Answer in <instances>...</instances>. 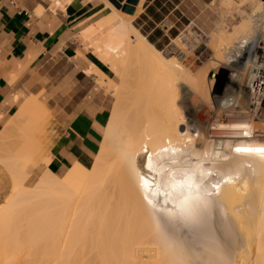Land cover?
I'll list each match as a JSON object with an SVG mask.
<instances>
[{
  "label": "bare ground",
  "instance_id": "bare-ground-1",
  "mask_svg": "<svg viewBox=\"0 0 264 264\" xmlns=\"http://www.w3.org/2000/svg\"><path fill=\"white\" fill-rule=\"evenodd\" d=\"M71 1L44 0L37 14ZM101 1L114 17L79 37L121 83L93 63L84 72L114 89L118 104L92 166L61 177L41 150L50 117L36 99L0 134L11 181L0 205V264H264V152L236 151L264 149V1L219 42L209 87L219 74L227 83L210 104L205 78L191 79L133 25L142 0L133 15L123 11L128 0ZM128 85L136 90L127 101ZM183 98L191 99L184 112ZM84 234L97 247L86 255L77 246L92 241Z\"/></svg>",
  "mask_w": 264,
  "mask_h": 264
},
{
  "label": "crops",
  "instance_id": "crops-1",
  "mask_svg": "<svg viewBox=\"0 0 264 264\" xmlns=\"http://www.w3.org/2000/svg\"><path fill=\"white\" fill-rule=\"evenodd\" d=\"M39 6L44 0H0V127L22 96L47 106L54 132L48 170L61 177L75 164L92 166L110 120L111 99L84 72L91 63L109 77L110 70L79 37L106 10L95 0H72L64 10L46 8L41 15ZM10 190L0 166V205Z\"/></svg>",
  "mask_w": 264,
  "mask_h": 264
},
{
  "label": "rangeland",
  "instance_id": "rangeland-1",
  "mask_svg": "<svg viewBox=\"0 0 264 264\" xmlns=\"http://www.w3.org/2000/svg\"><path fill=\"white\" fill-rule=\"evenodd\" d=\"M95 1L103 3L101 0ZM262 1L264 0H142V9L144 12L136 18L133 25L140 30L149 42L162 52L165 58L176 59L185 68V71L191 79L198 81L205 78L207 80L205 81L204 79L206 91L202 93V97L210 104L213 101L214 95L219 96L227 83L226 73L223 75L219 74L214 80L212 88L209 87L208 72L217 67V64H219L217 63V59L218 57H222L221 53L217 52L219 42L232 32L245 17L252 14ZM104 15L108 19L114 17L113 13L107 9ZM251 27L252 23L245 30L251 32ZM245 30L243 34H248V31L245 33ZM80 39L86 49L88 47L87 44H85L84 39L81 37ZM110 74L113 82L119 85L121 83L120 78L111 72ZM128 86L130 89H127V101L130 98L131 91L136 90L132 86ZM105 89L107 91L105 90L104 92L112 101L110 111V114H112L113 108L118 104L116 103L117 97L112 92L114 89L109 85ZM21 99L17 110L10 113L2 121L0 134L29 98L22 96ZM190 100V98H183L181 100L184 103V105L182 104L183 112L190 107ZM41 105L48 112L47 114L50 118L46 121L42 131H40L39 140L43 155L51 157L49 150L52 147V138L54 136L53 116L47 110V106L44 104ZM211 115L214 117L215 113L213 114L212 112ZM260 117V121H264V104L260 111ZM108 118H110V115ZM13 143H15L14 139L12 145ZM40 170L41 173L45 171L43 167ZM36 173L37 171L31 172L27 182L28 187H33L36 184ZM83 237L87 240H92L91 242L85 241L77 244L78 247H82L85 250L84 255L90 249L95 251L97 249L96 244H92L95 242L94 237L88 234H84ZM34 254L37 255L38 253L35 252ZM77 261L81 260L79 259Z\"/></svg>",
  "mask_w": 264,
  "mask_h": 264
},
{
  "label": "water",
  "instance_id": "water-1",
  "mask_svg": "<svg viewBox=\"0 0 264 264\" xmlns=\"http://www.w3.org/2000/svg\"><path fill=\"white\" fill-rule=\"evenodd\" d=\"M122 2L124 0H112V2ZM138 1L137 0H128V6L123 8V11L129 15H133L135 13V6L137 5Z\"/></svg>",
  "mask_w": 264,
  "mask_h": 264
},
{
  "label": "snow or ice",
  "instance_id": "snow-or-ice-1",
  "mask_svg": "<svg viewBox=\"0 0 264 264\" xmlns=\"http://www.w3.org/2000/svg\"><path fill=\"white\" fill-rule=\"evenodd\" d=\"M236 151L237 152H241V151H244V152H248V151L264 152V149H255V150H252V149H240V148H238V149H236ZM148 166L151 167L150 164ZM142 179H144V178L142 177ZM145 183H147V182L145 181ZM187 186L190 188L191 187V184L189 183Z\"/></svg>",
  "mask_w": 264,
  "mask_h": 264
},
{
  "label": "built area",
  "instance_id": "built-area-1",
  "mask_svg": "<svg viewBox=\"0 0 264 264\" xmlns=\"http://www.w3.org/2000/svg\"><path fill=\"white\" fill-rule=\"evenodd\" d=\"M263 106V105H262ZM262 106H261V110H262Z\"/></svg>",
  "mask_w": 264,
  "mask_h": 264
},
{
  "label": "trees",
  "instance_id": "trees-1",
  "mask_svg": "<svg viewBox=\"0 0 264 264\" xmlns=\"http://www.w3.org/2000/svg\"><path fill=\"white\" fill-rule=\"evenodd\" d=\"M142 34V33H141ZM151 43V42H150Z\"/></svg>",
  "mask_w": 264,
  "mask_h": 264
}]
</instances>
